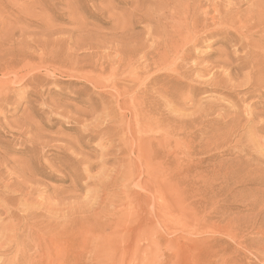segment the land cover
<instances>
[{
	"label": "rangeland",
	"instance_id": "rangeland-1",
	"mask_svg": "<svg viewBox=\"0 0 264 264\" xmlns=\"http://www.w3.org/2000/svg\"><path fill=\"white\" fill-rule=\"evenodd\" d=\"M136 1L0 0V83L8 80L12 84L3 92L7 94L3 96L5 99H0V245L10 235L6 226L11 219L6 218V209H14L16 216L29 208L42 213L48 211L58 221L74 214L91 217L101 210H122L127 184H133L135 192L142 196L143 206L142 201H134L132 223L136 227L150 223L154 236L137 238L133 243L137 251L132 256L124 253L98 256L92 233L87 231L85 264H264V235L257 233L259 228L264 230V188L252 185L241 189L237 184L241 162L244 173L241 176H244L249 168L246 161H252L253 156L264 160V134H258L254 139V146H259H255L258 152L251 149L254 146L242 152L246 143L243 140L244 143L237 144L238 136H232L233 139L224 143L221 139L212 142L210 135L223 132V129L216 130V115L203 120L194 133L188 134L155 123L154 117L159 115L154 114L150 126L138 120L133 123V147L137 148L141 143L140 155L131 154L135 159L130 157L136 164V177L133 174L134 179L128 178V181L121 178L117 187L110 186L105 190L101 187L108 185L126 162V155H120L116 146L112 148L117 137L112 136V139V134L106 132L109 128H121L118 119L122 115L115 99L107 94L109 90L96 89L83 77L108 78L115 71L116 62L110 60L117 59L116 49L145 41L146 24L140 18L154 10L155 0H140L138 4ZM156 14L152 17L162 19L159 22L167 24L166 29L169 20L164 17V12ZM124 21H131L128 32L122 30ZM154 42L148 39L145 44L144 51L149 49V58L154 56ZM201 51L212 53L209 62H214L222 51L232 53L233 48L215 43L202 47ZM239 54L241 52H233L234 56ZM144 64L141 60L135 67L142 69ZM11 69L13 71L9 72ZM156 70L147 68L148 72L139 75L146 80ZM215 71L226 75L224 69ZM167 72L160 71L159 74ZM123 77L124 83L129 84L135 76L125 71ZM207 77L203 76L202 80ZM245 82V76L232 80L234 85ZM212 96L230 100L221 93ZM186 105L167 108L175 109L173 117L180 112L190 115L194 108L189 107V103ZM250 105L257 121L264 122V98L248 99L242 107ZM168 109L163 108L160 112L167 116L172 112ZM125 115L131 120L128 112ZM97 130L105 133L100 132L102 136L88 140L89 136L99 133ZM29 167L35 173L30 174ZM258 167L253 165L251 168ZM22 185L31 193L27 202L18 193H12ZM246 200H257L256 208L250 210ZM240 225L245 227L239 229ZM245 228L243 235L239 230ZM64 242L63 238L54 241L52 264H67L63 262ZM2 253L1 262L11 259L16 255L15 247ZM31 258L40 264L41 252H35Z\"/></svg>",
	"mask_w": 264,
	"mask_h": 264
},
{
	"label": "bare ground",
	"instance_id": "bare-ground-1",
	"mask_svg": "<svg viewBox=\"0 0 264 264\" xmlns=\"http://www.w3.org/2000/svg\"><path fill=\"white\" fill-rule=\"evenodd\" d=\"M139 2L140 0L136 1L137 4ZM153 3L156 6L154 10L152 12L150 11L151 13H146L140 18V21L146 24L147 37H145V41L139 45L120 46L116 49L117 59L110 60L111 63L116 62L115 71L108 78H103L102 80L101 77L96 79L94 77H83L88 84H91L96 89L104 88L105 90H109L107 94H110L111 97L115 99L119 114L122 115L118 119L122 124L121 128L118 127L119 129L114 128L113 130L110 128L105 129H107V133L112 134H110L111 138L112 136H114V139L117 137L118 141L115 139L117 141L115 144V140H113L114 145L111 144L112 148L116 146L117 149H115L120 155H123V157L125 154L126 156L124 158L126 162H123L120 166V173H118V175L115 174L116 176L112 178L111 181L109 180L110 182L107 183L108 185L104 184L101 186L104 190L110 186L115 187L121 178H127V181L128 178L134 179L131 175L136 171V164L134 165L130 157H133L131 154L140 155L141 143L137 144V148L133 147V123L138 120L146 125L152 124L151 119L154 117V114L159 115L156 119L154 117V120H156L155 123L164 125L168 128H178L188 132V134L190 132L194 133L193 130H197L198 124H201L203 120L208 119L212 115H216L215 123L218 124L216 130L223 129V132L221 134L215 133L212 136L210 135L212 142H218L221 139L224 143L228 139H231L232 136H238L239 140L237 139V144H242L244 141L246 143V145L242 146V152L245 148L254 146V139L258 134H264V122L257 121L258 117L251 112L252 105L249 107L246 106L245 108L242 107L243 103L248 99L256 98L259 100L264 98V0H157V2L155 0ZM244 5L246 6L245 8H243ZM158 11L164 12V17L169 20L166 29L164 27L167 24H161L159 22L162 19L158 18L154 20L152 17V15H155ZM131 27V21H124L122 23V30L125 32H128ZM148 39L156 42L154 45V56L151 58L147 56L149 49L147 48L148 50L144 51ZM215 43H221L224 46L232 47L233 52L237 51L241 52V54L234 56L233 52L229 53L222 51L220 55H218V60L209 62L213 54L204 53L202 51L201 53L199 51L202 47H209ZM150 46H152V43ZM141 60H143L146 65L144 64L145 66L142 69H137L135 64ZM147 68H155L157 70L148 78L146 77V80H142L143 77L141 78L139 73L143 74L144 72H148L149 70L147 71ZM217 68L224 69L226 75L216 73L215 69ZM8 71L11 72L13 69ZM125 71L133 73L135 76L129 81V84L124 83V81H126L123 77ZM160 71H168L170 74L167 72V74L164 73V75H160ZM73 74L77 76L76 73ZM203 76H208L206 78L207 80H202ZM239 76H245L246 82L242 85L232 84V80ZM12 82L15 81H11L10 83ZM103 82L104 85H102ZM9 85L8 80L7 82L4 81V83H0V99L6 97L7 94L3 92L9 89ZM98 85L102 87H97ZM10 86H12V84ZM8 92L9 91H6L5 93ZM216 93L225 94L227 97H230V100L224 101L212 96ZM187 102L189 103V107L194 108L190 115H181L180 112V115L177 114L173 117L174 115L172 116V114L175 109L171 108L169 110L167 108L169 106L175 107V105L185 106L188 104ZM163 108L172 112H168V115L165 116L160 112ZM126 112L129 113L131 120L126 119ZM115 121H113V124H115ZM119 122L116 123L119 124ZM111 127L113 128V126ZM137 127L138 126H136V128ZM146 128L147 130L150 129L148 127ZM209 128L211 131V126ZM100 132L95 134L94 137L87 136L88 140L97 138L100 135L102 136L101 133H105V131ZM166 133H168V131ZM141 138L143 142L144 139L143 137ZM209 139L210 138H208V140ZM84 141L86 142L87 140ZM149 142L151 143V139ZM119 144L122 145L120 146ZM143 144L146 145V142ZM143 144L142 147L145 146ZM255 146L257 148L259 147L257 144ZM255 146L251 149H256ZM110 148L111 147L108 149ZM255 151L258 152L257 149ZM65 156L72 160L70 156ZM124 158H122V160ZM133 158L135 159V157ZM251 159L252 161L250 162L246 161L249 168L244 176H241L244 174L243 162H241L242 170L239 172L240 180L237 184L241 189H247L248 186L252 185L258 189H260V187L264 188V178L261 177L264 175V160L260 159L258 156H253ZM253 165H258L259 167L251 168ZM146 167L148 168V166ZM27 170L30 174L35 173L33 168L29 167ZM134 177H136L135 174ZM79 180L80 179H78V181ZM133 187V184H127L125 193L126 200L122 210H117L116 212L110 210H105V212H103V210H101L91 217L87 215L84 216V214H74L58 221L57 218L48 213V211L42 213L33 208H29L26 209L25 213L16 216L15 214L17 213L14 214V209H6L4 214L7 215L6 218L11 219L10 223H8V221L6 226V230L10 235L9 238L1 243L0 255L3 254L2 252L9 251L12 246L15 247L16 255L11 259L0 261V264H36L37 261L31 258V255L35 252H41V260L38 263L52 264L54 241L58 238H63L65 240V257L63 262H67V264H85L84 258L87 252L86 245L88 242L85 234L87 231L92 233V239L95 240V243L93 244L92 242L91 244L94 245V251L98 256L104 253H124L127 256H132L133 252L137 251L134 250L135 247L133 245L137 238H144L145 235L154 236L151 235L153 229L150 223L148 225L146 223H141L139 227L134 226L132 223L134 201L136 199H138L139 202L142 201V196L140 194L138 195ZM25 190H27L26 186L22 185L19 189L13 190L12 193H18L22 199L27 202L31 198V193ZM74 190L76 191L77 188ZM2 198L4 199V197ZM247 203L251 208L250 210H254L258 204L257 200L248 201ZM5 204H8V202ZM141 204L143 206V201ZM234 219L236 218L234 217ZM243 227L245 226L240 225L239 229ZM239 231L244 235L246 228ZM257 233L264 235V230L259 228ZM150 236L149 239H152ZM74 244L75 248H73ZM106 256L108 257V255Z\"/></svg>",
	"mask_w": 264,
	"mask_h": 264
}]
</instances>
